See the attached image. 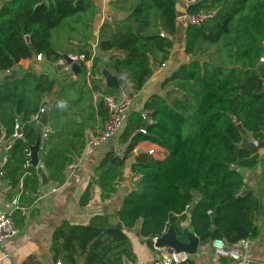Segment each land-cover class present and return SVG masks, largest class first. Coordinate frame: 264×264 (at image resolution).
<instances>
[{
    "label": "trees",
    "instance_id": "trees-1",
    "mask_svg": "<svg viewBox=\"0 0 264 264\" xmlns=\"http://www.w3.org/2000/svg\"><path fill=\"white\" fill-rule=\"evenodd\" d=\"M110 5L121 17L102 24L92 69L101 71L104 63L118 76L127 73L135 94L154 73L155 63H163L170 56L173 36L179 28L177 0H110ZM94 7L93 0H7L0 7L2 125L6 137H11L21 117L19 124L23 131L10 147L7 167L11 176L22 174L24 167L36 175V168L27 165V141H35L34 116L42 108L47 109L45 97L57 83L47 73L23 69L20 61L40 53L53 61L63 57L53 44V30L66 19ZM213 8L218 9L215 17L201 25L188 24L186 28L185 52L191 59L170 77L178 80L176 89L180 95L171 98L154 93L143 108H131L120 136V143L127 144L124 153L110 152L96 169L95 181L102 187V196L109 198L116 192L125 162L136 154L134 149L139 143L150 141L168 149L169 154L165 159H158L148 151L136 155L131 163V177L139 175V178L116 212L94 214L87 224L66 222L55 231L53 247L56 257L63 258V264L133 261L127 229L139 223L140 233L150 246L152 237L160 236L170 225L182 238V223L188 218L202 240L221 238L235 244L241 238L258 236L255 212L261 206L260 200L250 187L249 177L235 166L251 170L264 163V150L239 147L241 127L264 140V60L261 61L264 58V0H199L187 12L194 14ZM237 17L235 36L231 37ZM109 30L111 35L106 37ZM26 35H30V41ZM223 39L229 63L227 57L218 56L220 47L216 49V59H198L205 53L213 55L211 47ZM112 51L115 54L105 61L104 56ZM79 52L88 58L92 55L86 48ZM17 65H20L17 75H4ZM85 75L84 70L86 81ZM260 78L262 88L255 91ZM190 82L202 86L193 112L197 125L194 136L186 135L191 125L189 110L193 106L185 91ZM67 88L61 90L59 98H67ZM100 90L115 94L120 91L105 84ZM86 104L85 112L81 113H86L90 125H94L98 120L92 99ZM68 108L66 104L65 113ZM100 108L104 120L107 119L108 110L103 102ZM143 112L152 118L151 123ZM77 134L84 148L85 133ZM71 160L65 149L55 146L43 158L52 180L59 183L65 181L63 170ZM89 195L88 189L83 195L84 204L88 203ZM191 205L194 207L189 209ZM209 210L217 211V216L213 218Z\"/></svg>",
    "mask_w": 264,
    "mask_h": 264
},
{
    "label": "crops",
    "instance_id": "crops-1",
    "mask_svg": "<svg viewBox=\"0 0 264 264\" xmlns=\"http://www.w3.org/2000/svg\"><path fill=\"white\" fill-rule=\"evenodd\" d=\"M5 1L7 0H0V7ZM93 1L95 7L91 9L89 16L81 13L70 17L53 30L55 33L52 34L53 44L63 55L70 52L80 53L79 51L83 48L89 50L93 55L98 50L102 24L111 21L114 17H121V14L110 5V0ZM177 10L179 28L176 35L173 36L174 47L170 56L163 63H155L154 73L144 88L135 93L132 109L143 108L145 101L154 93L163 96L170 95L171 98L180 95L176 89L178 80H173L170 77L182 63L190 60V56L185 52L186 28L188 26L186 15L188 12L184 0H177ZM90 29L91 36L89 34ZM110 35L109 30L106 32V37H110ZM113 54L115 51L108 52L104 56V60H108V56ZM31 59L33 58L20 61L23 69H29L28 62ZM93 60L94 57L86 64L81 62V70L78 73L74 71L71 73L54 67L52 65L53 60H49L47 57L41 61L38 60L54 67L56 69L55 76L47 74L57 79L56 85L45 97V101L48 103L46 110L49 114L47 127L50 131L46 135L48 146L41 150L40 158L41 163L44 164V171L49 178L47 184L43 183L37 169L36 175L24 167L22 174L11 176L10 167H7L10 148L6 149L5 147L9 143L12 146L18 137L12 135L0 141V157L2 149L5 148L4 158L0 161V209L14 211L19 227L16 236L0 244V264H63V258L61 256L56 257L53 247L55 231L66 222L87 224L94 214L116 212L126 194L139 178V175L131 177V163L139 154L138 149L145 148L148 151L150 148L162 147L150 141L139 143L134 149L136 154L125 162L123 177L116 183V192L109 198L102 196V187L95 181L96 169L110 152L122 155L127 144L120 143V136L124 128H121L118 133L103 144L92 145L89 143L91 138L103 127L106 120L101 115L100 108L103 102L100 95L104 93L100 89L102 84L106 85L103 70L109 69L116 73L112 68L106 67L104 63H102L101 71L95 69L93 72ZM84 70L86 71V81L83 77ZM19 71L20 65L17 74ZM2 79L3 76L0 75V82ZM93 79L98 81L93 83ZM65 86L69 87L65 94L67 98H59V94ZM89 99H92L98 120L94 125H90L86 113H81L82 111L85 112L86 101ZM66 104L69 108L65 113L64 106ZM19 118L21 117H18V123L21 122ZM0 121L2 124L1 113ZM83 131L86 145L81 148L82 139L77 133ZM52 146L57 149H65L67 156L72 159L63 170L65 176L63 183L52 180L48 167L43 161L44 156ZM261 151L263 152V150ZM27 165L29 164L27 163ZM248 171L247 177H249L250 187L261 204L255 212L256 223L259 227L258 236L243 249L240 260L218 255L213 248L214 239L204 240L199 245L197 252L191 254L187 264H264V163ZM54 187L56 190H53ZM88 189L89 201L84 204L83 195ZM182 224L184 228L187 227L192 230L189 218ZM140 228L141 223L127 229L134 252V260L127 259L126 264H150L154 258L155 251L141 235ZM182 238L186 239L185 236ZM79 264H82V261Z\"/></svg>",
    "mask_w": 264,
    "mask_h": 264
},
{
    "label": "built area",
    "instance_id": "built-area-1",
    "mask_svg": "<svg viewBox=\"0 0 264 264\" xmlns=\"http://www.w3.org/2000/svg\"><path fill=\"white\" fill-rule=\"evenodd\" d=\"M199 0H184L186 7L197 3ZM218 9H208L201 10L198 13L189 14L187 13L188 24L201 25L204 21L213 18L217 15ZM96 54V51L91 57H87L85 53L70 52L68 53V58L64 56L60 59L53 61L52 65L54 67L65 70L68 72H73V64L81 62L86 64L92 59ZM45 56L40 53L37 55L39 61L43 60ZM264 58H261L263 61ZM120 78V88L119 93L115 94L112 92L101 93V99L107 107L108 117L105 120L103 127L100 131L90 140L92 145H100L108 141L113 137L119 130L123 127L125 121L127 120L134 101V91L132 88V82L127 73L119 76ZM45 109H41L40 114L44 112ZM40 114L34 116L36 121H39ZM143 116L151 123L153 120L149 117L147 112H143ZM21 128L20 124H16V130L13 133V137H21L23 133H18L17 129ZM145 132V129H141ZM0 141L6 137L5 128L0 121ZM11 147V143L6 145V149ZM4 148V149H5ZM148 153L153 155L158 159H165L169 154V150L163 147L150 148ZM31 173V172H30ZM117 186V185H116ZM53 190H56L54 187ZM212 214V210L208 211ZM167 228L164 230L166 232ZM19 232V227L16 222L15 213L12 210L0 209V244H3L7 239L16 236ZM159 235L153 236V249L155 251L154 258L150 264H187L190 261L191 253L187 251H178L175 247L169 245L158 246L157 240ZM253 239L251 238H241L235 244H229L226 240L221 238H215L213 240V248L215 252L224 257H231L235 260H240L242 258L243 249L247 247ZM60 264V263H58Z\"/></svg>",
    "mask_w": 264,
    "mask_h": 264
},
{
    "label": "water",
    "instance_id": "water-1",
    "mask_svg": "<svg viewBox=\"0 0 264 264\" xmlns=\"http://www.w3.org/2000/svg\"><path fill=\"white\" fill-rule=\"evenodd\" d=\"M27 41H30V35H26ZM264 48V45H263ZM65 58H68V55H64ZM261 66V63L258 64L257 70H259ZM28 68L35 70L40 73H49L53 76L56 74V69L48 64L39 62L37 57H34L28 62ZM19 69V65H17L14 69L8 70L4 72L5 76H13L17 74V71ZM75 73H78L81 70V66L78 63L73 64V69ZM103 74L105 76L106 85L113 89H119L120 88V78L118 74L112 72L109 69H104ZM263 85V79L260 78L258 85L255 89V91H260ZM250 94L251 91H248ZM48 110H44L42 113L39 121L35 125V131H36V138L34 142L27 141V146L29 150V160L28 164L34 166L37 169V172L41 175L43 179V183L47 184L49 182V178L46 175L44 171V164L41 163L40 153L42 149H46L48 146V141L46 138L47 133L50 131L48 126ZM19 121H21V118H19ZM18 133H23L22 128L17 129ZM241 133H242V140L239 143V147L241 148H247L252 151H261L264 150V140L261 138L254 137L246 128L241 127ZM23 135V134H22ZM146 152L145 148H139L138 153ZM0 161L3 160L5 149H2L1 152ZM235 169L238 170L242 175L248 176L249 171L240 168L238 166H235ZM194 205H191L189 209H192ZM213 218L217 216V211L212 212ZM183 234L186 237V239H183L179 236L178 231L173 225H170L166 232L161 234L158 237L157 245L163 246V245H169L175 247L178 251H187L191 254H195L198 250V247L201 243H203L204 240H202L193 230L189 228L183 229Z\"/></svg>",
    "mask_w": 264,
    "mask_h": 264
},
{
    "label": "rangeland",
    "instance_id": "rangeland-1",
    "mask_svg": "<svg viewBox=\"0 0 264 264\" xmlns=\"http://www.w3.org/2000/svg\"><path fill=\"white\" fill-rule=\"evenodd\" d=\"M256 1H262V0H256ZM91 11V10H90ZM90 11H88V12H86V13H84L83 15H87V16H89V13H90ZM239 17V16H238ZM238 17L235 19V21H234V23H233V29H232V33H231V37L232 36H235V29H236V27H237V25H238ZM55 32V31H54ZM91 29H90V36H91ZM55 33H53V35H54ZM86 40V39H85ZM225 41H224V39L223 40H221V41H219V42H217V43H215L212 47H211V52L213 53V55H208V54H204L203 56H200V57H198V59H200V60H206V59H208V58H211V59H216V57H217V55H216V49L218 48V47H220L221 49H220V51H218L219 52V54H218V56H222L223 55V57H227V49H226V47H225ZM190 59H191V57H190ZM221 60V58L220 57H218V60H216V61H220ZM229 61H230V59L227 57V59H226V62L227 63H229ZM228 66L229 65H225V68H228ZM183 83V82H182ZM201 88H202V86H200V85H194L192 82H190V83H187L186 84V89H185V91L186 92H188V96H189V98L192 100V102H193V106H192V108L189 110V114H191V119H190V121H191V125L188 127V129L186 130V135H188V136H194L196 133H197V125H196V119L193 117V112H194V110H195V107L197 106V104H198V99H199V93H200V90H201ZM183 90V89H182ZM181 99H183V98H181ZM262 152V151H261Z\"/></svg>",
    "mask_w": 264,
    "mask_h": 264
}]
</instances>
